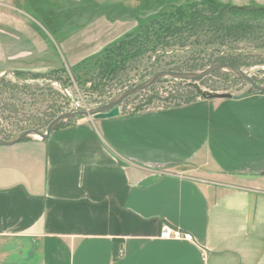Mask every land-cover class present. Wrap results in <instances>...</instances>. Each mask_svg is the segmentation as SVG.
<instances>
[{
  "label": "crops",
  "instance_id": "0c3cea01",
  "mask_svg": "<svg viewBox=\"0 0 264 264\" xmlns=\"http://www.w3.org/2000/svg\"><path fill=\"white\" fill-rule=\"evenodd\" d=\"M0 264H264V93L0 144Z\"/></svg>",
  "mask_w": 264,
  "mask_h": 264
},
{
  "label": "rangeland",
  "instance_id": "374dc122",
  "mask_svg": "<svg viewBox=\"0 0 264 264\" xmlns=\"http://www.w3.org/2000/svg\"><path fill=\"white\" fill-rule=\"evenodd\" d=\"M234 10L249 14L234 15ZM261 11L264 0H0V138L14 139L34 129L45 133L60 116L107 106L158 72L197 57L206 65L192 72H203L220 64L215 57L229 51L195 39L190 27V35L180 42L169 41L171 33L160 39L167 45L141 48L114 78H97L106 51L131 35L139 40L151 37L158 28L154 20L166 26L171 19L195 18L202 20L203 28L220 16L230 24V20L252 21L254 27L241 32L234 52L248 63L240 69L264 86V16L255 19L253 14ZM73 71L82 76L80 81ZM198 84L210 92H255L231 71L218 72ZM197 99L203 97L187 82L164 78L125 100L120 111L132 115ZM86 119L77 116L57 127Z\"/></svg>",
  "mask_w": 264,
  "mask_h": 264
},
{
  "label": "trees",
  "instance_id": "16d2710c",
  "mask_svg": "<svg viewBox=\"0 0 264 264\" xmlns=\"http://www.w3.org/2000/svg\"><path fill=\"white\" fill-rule=\"evenodd\" d=\"M208 5L218 6L216 3H209ZM210 7V6H209ZM234 15H239L242 13H248L246 11L234 10ZM199 14V13H197ZM255 19L260 16H264V11L254 12ZM201 15V14H200ZM224 16L217 17L216 20L211 22L207 27L200 26L203 24L200 19H192V21H182L180 19H171L168 20L167 25L164 26L162 21L154 20L153 24H157L158 28L153 32L151 37H146L139 40L134 35L129 36L127 39L119 42L112 48L108 49L103 57V61H100L99 72L97 73V78L100 77L101 80H110L114 78V76L118 75V72L124 68V64H126L129 59H132L138 56L139 50L144 47H148L150 45L157 47L159 45H164V40L161 42L160 39H166V37L172 33V36L169 41L171 42H180L181 38L188 34L190 35V27L192 28V36H196L195 39H205L203 40L206 45L219 44L220 46H226L229 50L226 54H222L220 56L215 57V63L220 64H230L238 69L242 67L248 66V63L244 60L242 61L241 54H238L235 51L236 46L234 44L241 41L242 31L252 30L254 27L252 21H241L236 22L235 20H230L232 24L224 21ZM237 17V16H236ZM162 22V23H161ZM163 31V32H162ZM202 36V37H201ZM207 39V40H206ZM169 42L165 43L167 45ZM153 47V48H154ZM155 49V48H154ZM135 52V53H134ZM193 62H184L182 66L170 68L168 71H188L192 72L195 70L202 69L206 63L204 59L201 57L194 58ZM74 72V71H73ZM78 81L81 80L82 76L77 75L75 72L73 73ZM86 76L90 75L89 72L85 74ZM93 79V78H92ZM95 80V79H94ZM3 83V82H0ZM193 91L196 92L197 96H202L197 92V90L190 86ZM254 93H264L255 91ZM194 102V101H193ZM70 124L68 126H71ZM66 126V127H68ZM64 128V127H56V129ZM37 130V129H34ZM38 131V130H37ZM5 140H10L7 138H2ZM121 251H124L122 244L119 241H114V259L119 260L122 258Z\"/></svg>",
  "mask_w": 264,
  "mask_h": 264
},
{
  "label": "water",
  "instance_id": "95a60500",
  "mask_svg": "<svg viewBox=\"0 0 264 264\" xmlns=\"http://www.w3.org/2000/svg\"><path fill=\"white\" fill-rule=\"evenodd\" d=\"M222 71H231L235 76L238 78L243 79L247 83L250 84L253 90L258 92H264V86L258 85L253 78L248 76L243 70L238 69L230 64H216L213 67L203 71V72H176V71H162L154 74L151 78H149L146 82L135 86L127 90L121 96H119L114 102L104 106L102 108L90 111H77L71 114H65L57 118L48 128L45 133L37 130H28L21 133L18 137L11 141H6L0 138V144L2 145H12L18 142L23 141L28 136L36 135L40 138L47 139L50 133L56 129L59 123L64 120H68L71 118H75L77 116H83L88 119H95V120H103L118 117L121 114L120 105L127 100L128 98L144 91L151 85L155 84L156 82L160 81L164 78H174L177 80L185 81L190 86H193L199 94L202 95L203 98L207 100H224V99H232V98H242L250 94L252 91H246L241 95H232L230 93H218V92H210L204 91L198 84L200 81Z\"/></svg>",
  "mask_w": 264,
  "mask_h": 264
},
{
  "label": "built area",
  "instance_id": "2783aa9c",
  "mask_svg": "<svg viewBox=\"0 0 264 264\" xmlns=\"http://www.w3.org/2000/svg\"><path fill=\"white\" fill-rule=\"evenodd\" d=\"M160 238L166 240L194 241V236L191 233L169 225L163 226L160 233ZM121 256H124V251H121Z\"/></svg>",
  "mask_w": 264,
  "mask_h": 264
}]
</instances>
